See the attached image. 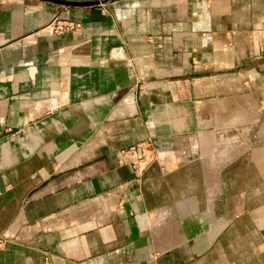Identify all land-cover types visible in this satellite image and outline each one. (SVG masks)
<instances>
[{"label":"crops","instance_id":"0c3cea01","mask_svg":"<svg viewBox=\"0 0 264 264\" xmlns=\"http://www.w3.org/2000/svg\"><path fill=\"white\" fill-rule=\"evenodd\" d=\"M67 1L0 0V264H264V0Z\"/></svg>","mask_w":264,"mask_h":264},{"label":"built area","instance_id":"2783aa9c","mask_svg":"<svg viewBox=\"0 0 264 264\" xmlns=\"http://www.w3.org/2000/svg\"><path fill=\"white\" fill-rule=\"evenodd\" d=\"M78 25L69 24L67 26H55L49 31L50 34H64L67 32L74 31ZM147 144H140L138 146L130 147L127 150H124L122 153L123 160L128 162L134 172L135 181H139L143 171L146 169L147 165L150 163V160L147 158Z\"/></svg>","mask_w":264,"mask_h":264},{"label":"water","instance_id":"95a60500","mask_svg":"<svg viewBox=\"0 0 264 264\" xmlns=\"http://www.w3.org/2000/svg\"><path fill=\"white\" fill-rule=\"evenodd\" d=\"M36 1H40V2H48V3H52V4H57V5H63V6H89V5H93V4H98L99 2H71V1H67V0H36ZM108 1H117V0H108ZM104 3V2H103Z\"/></svg>","mask_w":264,"mask_h":264}]
</instances>
